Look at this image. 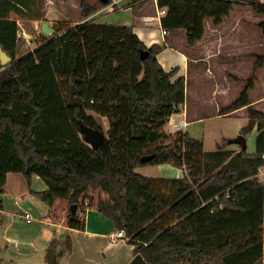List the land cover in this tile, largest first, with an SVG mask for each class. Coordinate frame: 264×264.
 <instances>
[{"label": "trees", "instance_id": "trees-1", "mask_svg": "<svg viewBox=\"0 0 264 264\" xmlns=\"http://www.w3.org/2000/svg\"><path fill=\"white\" fill-rule=\"evenodd\" d=\"M30 1L0 0V45L11 57L7 64L0 59V193L9 172L22 173L30 187L37 174L48 187L31 191L52 207V215L56 201L67 200V225L84 229L85 193L101 188L108 196L89 204L126 231L134 245L129 264H263V240L250 243L248 230L264 220V181L255 177L264 162V111L252 106L251 95L264 55H256L248 77L231 74L243 86L220 109L226 114L249 106L241 132L260 130L255 152L206 151L202 139L183 130L165 142L171 134L163 128L186 100L185 76L174 78L179 67L167 70L158 58L165 45L147 46L133 25L88 18L98 6L80 0L83 20L19 54V23L5 8L21 14L29 9L21 5ZM158 5L167 8L163 26L184 28L192 46L202 40L208 21L221 26L236 6L263 16L258 25L264 33L261 0H158ZM142 50L149 51L146 58ZM72 81L82 105H68ZM89 111L109 120L107 138L96 149L81 128L83 121L103 130ZM147 154L155 156L143 162ZM161 163L187 171L156 178L136 170ZM227 190L239 192V199L226 197ZM55 247L52 241L47 249L50 264L56 262Z\"/></svg>", "mask_w": 264, "mask_h": 264}, {"label": "crops", "instance_id": "crops-1", "mask_svg": "<svg viewBox=\"0 0 264 264\" xmlns=\"http://www.w3.org/2000/svg\"><path fill=\"white\" fill-rule=\"evenodd\" d=\"M73 5L80 4L77 0H71ZM264 2V0H261ZM66 4L70 2L64 0ZM53 0L42 2L41 0H31L28 4L21 5L25 10L26 6L31 10L38 8L40 11L36 13L21 12L16 13L9 7L8 15L10 18H17L19 23V36L22 39L20 47L24 46L34 49L39 41L45 38V33L42 31V24L44 21L55 29L52 35L63 32L65 28L70 25L74 26L83 19H52V16H57L62 13L60 9L55 10ZM133 0H119L115 3L112 10L110 4H100L96 12L91 14L88 18L96 22L113 23V24H127L133 25L135 32L146 43L151 46L154 43H161L165 48L158 54V58L164 68L167 70L178 66L179 70L174 76H185L186 78V100L182 103L178 112H175L170 117L166 127L169 132L173 133L179 129V123L184 120L187 125L183 131H186L187 126L195 119H207L210 116L222 115L232 116L241 121V128L249 121V106H243L233 112L221 114L220 109L232 102L240 93L241 88L233 89L231 84L226 81H218L214 73L215 56L219 55L218 67L219 71H238L239 62L231 57L235 54V50L230 47L227 48V42L230 41L228 35L221 30L224 25L214 26L209 21L207 23L206 33L202 40L195 45H189L186 38L184 28H165L162 24V16L160 13L161 7L155 3V12L152 14H140L133 11ZM81 6V5H80ZM51 10V12H50ZM48 12L50 14H48ZM113 13H121V18L110 19L109 15ZM17 14V17L15 16ZM234 14V13H233ZM246 19V17L233 16L227 19ZM261 18V17H260ZM248 19V17H247ZM59 21L65 23L63 27L57 28L54 24ZM249 25H246V35H249ZM164 29L167 31L164 32ZM42 31V32H41ZM42 34V35H41ZM47 35V34H46ZM41 36V39L38 38ZM44 36V37H42ZM36 46H32L34 42ZM238 63V64H236ZM223 71V72H224ZM232 74V73H231ZM212 81H215L212 83ZM235 81V80H234ZM237 81V80H236ZM212 84L211 93L206 90L207 85ZM191 83L193 85V100L190 99ZM203 87V89H202ZM259 87V88H258ZM260 90V95L257 96L256 88L252 90V106L256 109L264 111V87L257 86ZM234 92V99L224 100L221 95H228ZM209 94V96H207ZM209 97V99H208ZM214 99V104L208 107V102ZM96 119L100 116L102 122L99 121L105 128L108 129L109 124L104 116L94 114ZM256 131V146L257 138L260 130L254 128ZM251 131V132H252ZM242 134L241 129L239 130ZM246 137V136H245ZM235 138V137H234ZM229 139V145L222 147L223 149H231L234 153H238L243 146L241 144L232 142ZM247 143V142H246ZM247 148V147H246ZM218 149V148H217ZM254 150V152L256 151ZM253 153V151L251 152ZM264 159V153H263ZM166 163L157 164L159 174L152 176L156 178H173L182 177L181 174L170 176L166 168L163 167ZM171 164V163H168ZM171 166H175L171 164ZM184 170L186 168L179 167ZM261 168V170H260ZM167 171V172H166ZM263 176V178H262ZM150 177V176H149ZM255 177L264 181V162L258 167ZM48 187L46 181L37 174L32 177L31 187L28 185L26 177L20 172H9L5 191L0 193V264H50L46 254L49 245L52 241H56L55 264H129L134 258V245L128 241L127 238L115 237V232L118 228L113 219L105 216L100 212L94 204H89L85 197V205L82 207L85 218V228L79 229L67 225V200L59 199L52 207L44 202L41 198L36 196L31 189L41 191ZM88 202V203H87ZM264 210V204H263ZM30 213L31 218L26 217V213ZM253 228L258 230V239L263 240L264 244V220L263 223ZM252 229L248 230L251 232ZM249 232V233H250ZM246 234V233H245ZM244 235H239L238 239L243 238ZM255 236L252 234L249 242H253ZM263 264H264V250H263Z\"/></svg>", "mask_w": 264, "mask_h": 264}, {"label": "rangeland", "instance_id": "rangeland-1", "mask_svg": "<svg viewBox=\"0 0 264 264\" xmlns=\"http://www.w3.org/2000/svg\"><path fill=\"white\" fill-rule=\"evenodd\" d=\"M42 2H46L48 0H41ZM70 2L69 4H66L64 2V0H53V5H54V9L58 10L60 9L62 11V13L59 15V17L57 16H52L53 14H50L48 12V14H50L49 18L52 17V19H82L81 16V6L80 4H78L79 6L77 7V5H73L71 0H67V2ZM79 2V0H77ZM143 0H137V1H133L132 7H133V11L136 13H140V14H152L155 12V2L153 0H147L144 4H142L140 7V3ZM90 3L95 4L98 6V8L101 6L98 2V0H89ZM137 8V10H136ZM29 13V11H31L32 13H36L38 11H40V9L35 8V9H28L27 10ZM51 12V10H50ZM234 13V14H233ZM232 15L234 16H238V17H246V19H226L225 22L222 24H226L224 25V29L221 30L223 33H225L226 35H228V38H230V41L227 42V45L225 44L224 46L229 48L231 45V48L235 50V54H231L232 58L235 60H238L236 64L239 65V70L238 71H219V67H218V62H219V55L215 56V60H214V73H215V77L218 78V81H226L228 80L227 83L231 84V86H233V89L236 87L241 88L243 86V82L242 80H237L234 78L235 76H232L231 73L239 75L243 78L248 77L251 74V70L253 69V63L256 59V55L257 54H262L264 55V33L262 32V29H260L259 27V22L263 19V16L258 15L255 11H253V9L249 6H236V8L234 9ZM232 15H230L228 18L232 17ZM15 16L17 17V14H15ZM123 15H121V13H113L111 15H109L110 19H114V18H121ZM248 17V19H247ZM261 17V18H260ZM249 25V35H246V25ZM66 25L65 23L59 22L57 21L54 26H56L57 28L59 27H63L64 25ZM63 25V26H62ZM42 32V31H41ZM42 35V34H41ZM45 36H51V35H46ZM44 37V36H42ZM41 39V36L38 38V40ZM37 42L35 41L32 46H36ZM32 49L27 48V47H20L18 50L19 54H23V53H27L28 51H30ZM235 80V81H234ZM215 81H212V83H214ZM212 84L207 85L206 90H208V93H211L212 91V87H210ZM257 86H261L264 87V69L260 70L257 73V80L255 82V87L256 90L258 91L259 87L257 88ZM193 85L191 83V88H190V99L191 101L193 100ZM203 89V87H202ZM253 89V90H254ZM204 90V89H203ZM260 90L257 93V96H259ZM252 95V92H251ZM207 96H209V94H207ZM234 92H232V94H224L221 95L222 98H224V100H231L234 99ZM209 99V97H208ZM214 99L208 102V107L213 106L214 104ZM89 113L91 114H97L95 112L89 111ZM95 117V116H94ZM98 120L96 119V121L99 123L102 122V119L100 116H97ZM104 119H106V121H108L109 124V120L106 116H104ZM101 124V123H100ZM167 124V123H166ZM166 124L163 128L164 133H166V135L171 134V132H169V128L166 127ZM102 125V124H101ZM242 126V123L240 120H238L235 117L232 116H222V115H215V116H210L207 119H195L193 120V122H191L187 128L186 131H188L189 135L198 139H202L203 140V144H204V149L206 151H211V150H216L217 148H222V147H227L229 145V139L237 137L240 132L239 130ZM103 130L107 133V128H105L103 125ZM174 133V132H173ZM256 131H252V132H248L247 134H245L246 136V142H247V151L248 152H254V150L256 149ZM173 138V134L168 135V137L166 136L165 138V142L171 141ZM164 168H166L168 170V172L171 174L170 176H176V174H181L182 176H184V170L181 168L179 169L178 166H171V164L166 163L165 165H163ZM158 165L157 164H144L139 166L136 170L138 172H140L143 175L146 176H158L159 174V170H158ZM167 172V171H166ZM263 178V176H262ZM99 196H108V194L104 191L101 190V188L99 187H93L90 188L86 193H85V197L88 199V202H93L96 203L98 200ZM84 197V199H85ZM83 200V199H82ZM86 203V202H85ZM69 210V204L66 203V212L68 213ZM250 235H254L255 239H253L254 241H256L258 239V230L257 228H252L251 232L249 233ZM242 235L245 236V233H243ZM239 236V235H238ZM238 236L235 237L236 241H240L243 238L238 239ZM243 236V237H244ZM215 264V263H214Z\"/></svg>", "mask_w": 264, "mask_h": 264}, {"label": "water", "instance_id": "water-1", "mask_svg": "<svg viewBox=\"0 0 264 264\" xmlns=\"http://www.w3.org/2000/svg\"><path fill=\"white\" fill-rule=\"evenodd\" d=\"M100 1L103 4H108L110 0H100ZM42 31L47 35H52L55 29L48 23V21H44L42 24ZM148 54H149L148 50L141 51L142 58H146ZM0 59L2 64H7L11 61V57L8 55V53L5 50H3L1 45H0ZM82 104H83V98L81 96L80 90L76 86L75 81H72L69 99H68V105L77 106ZM81 128L82 131L84 132L85 140L89 142L94 149L98 148L107 138V133L104 130L87 125L83 121H81ZM232 142L241 144L243 148L247 147L246 137L244 134H239L237 137L232 139ZM154 156L155 154H147L142 156L141 159L143 162H146L151 160ZM72 209L76 210L77 204H73Z\"/></svg>", "mask_w": 264, "mask_h": 264}, {"label": "built area", "instance_id": "built-area-1", "mask_svg": "<svg viewBox=\"0 0 264 264\" xmlns=\"http://www.w3.org/2000/svg\"><path fill=\"white\" fill-rule=\"evenodd\" d=\"M154 2H155V4L159 7V5H158V0H153ZM119 2V0H110L109 1V3L108 4H110L109 5V7L113 10L114 9V7H115V3H118ZM166 12H167V8L166 7H162L161 9H160V13H161V15H164V14H166ZM167 30L166 29H164V32H166ZM83 101H84V99H83ZM186 125H187V123H186V121H184V120H182L180 123H179V125H178V127H179V129H184L185 127H186ZM260 170H261V168H260ZM240 193L239 192H233V191H231V190H227V192H226V197H229L230 199H239V197H240ZM216 198H218V196L216 197ZM88 203V202H87ZM222 205H220L219 207H221ZM219 207H215V210H218V209H216V208H219ZM26 217L28 218V219H30L31 218V215H30V213H26ZM115 237H122V238H127V235H126V231L124 230V229H118L116 232H115V235H114Z\"/></svg>", "mask_w": 264, "mask_h": 264}]
</instances>
